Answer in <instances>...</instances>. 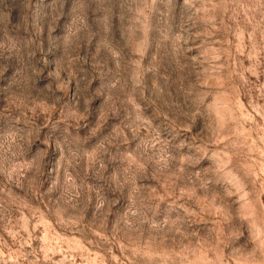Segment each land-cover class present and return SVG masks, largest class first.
Instances as JSON below:
<instances>
[{
	"label": "clouds",
	"instance_id": "1",
	"mask_svg": "<svg viewBox=\"0 0 264 264\" xmlns=\"http://www.w3.org/2000/svg\"><path fill=\"white\" fill-rule=\"evenodd\" d=\"M206 2L183 0L184 14L194 8L200 12L196 5ZM15 3L0 0V101L7 104L0 110V119L5 121L0 127L3 181L30 192L47 185L45 194L55 196L61 226L82 223L85 215H90L103 231L112 215L124 233H147L153 242L194 236L181 209L187 212L184 204L197 199L198 190L208 194L220 178L230 176L217 159L220 151L209 146L211 141L198 143L199 133L193 135L196 126L201 132L211 129L210 122L220 115L218 98L209 103L212 90L193 85L179 87L173 101L167 94L168 78H163V86L155 82L152 92L183 125L169 121L170 138H164L144 115L137 97L143 98L148 77L160 80L161 60L179 64L189 51L187 41L208 33L187 34L192 16L187 20L181 17L177 31L171 16L175 0H49L47 5L43 0H20L24 15L13 22L7 13L14 10L9 5ZM116 4L122 10L113 13ZM158 4L166 11L158 39L150 43L146 11ZM223 5L247 9L244 22L254 34L258 32L264 47V0H222ZM128 13L134 14L133 23L140 33L131 54L126 51L128 45L122 44L127 38ZM117 34L121 39H116ZM153 46L160 59L151 57ZM202 55L207 57V53ZM214 58L220 59L218 55ZM180 67L188 68L189 75L194 69L190 62ZM57 112L58 118L53 115ZM109 116L119 123L105 135ZM41 117L43 123L37 124ZM44 128V142L51 141L58 149L55 164L45 163L46 150L33 151ZM125 128L136 141L134 146L129 147ZM143 128L148 131L141 135ZM161 179L167 184L162 196L151 186L153 181L159 186ZM235 186L243 191L242 185ZM242 203L249 209L248 215L227 207L222 213L230 222L225 240L247 252L242 257L245 264H264V203L256 192L246 194ZM45 248L51 250L47 244ZM131 253L157 264H173L184 257L183 250L158 253L137 247ZM85 260L94 264L88 257Z\"/></svg>",
	"mask_w": 264,
	"mask_h": 264
},
{
	"label": "rangeland",
	"instance_id": "2",
	"mask_svg": "<svg viewBox=\"0 0 264 264\" xmlns=\"http://www.w3.org/2000/svg\"><path fill=\"white\" fill-rule=\"evenodd\" d=\"M128 2L131 3V0ZM43 3L47 5L49 0H43ZM9 7L14 10L7 15L13 22L19 21L24 15L20 0ZM196 7L201 8V11L197 13L194 8L185 15L183 0H175L171 13L173 26L179 31L176 26L181 17L187 20V16H192L193 19L188 20L186 25L187 34L195 36L200 32L208 35L189 39L186 45L189 51L179 60V64L161 60L160 80L148 77L143 98L137 97L144 115L161 131L164 138H170L168 122L181 124V120L152 92L155 82L163 86V78H168L167 94L173 101L179 87L193 85L202 90H212V95L208 97L209 103L218 98L220 115L210 122L211 129L201 132L200 126H196L193 135L199 133L198 143L209 144L211 141L209 146L220 151L217 159L225 165L230 176L220 178L208 194L198 190V198L184 204L187 212L181 209V214L190 220L189 232L195 235L182 241L177 237H169L163 242L161 238L153 242L147 233H124L112 215H109L103 231L92 222L90 215H85L82 223L61 226L57 222L56 213L59 209L56 198L45 194L47 185L30 192L0 177V203L3 204L0 208V264H87L85 257L93 260L94 264H157L134 257L131 250L137 247L146 252L151 250L158 253L183 250L184 257H178L173 264H212L213 261L216 264H245L242 257L247 252L239 245L230 246V240H225L230 222L222 218V213L227 207L228 211L248 215L249 209L242 200L252 192H256L259 201L264 203V47L261 46L258 32L254 34L251 26L244 22L247 9L222 6V0H207L203 6L198 3ZM121 10L120 4L113 5V13ZM165 11L162 4H158L151 12L146 11L150 43L158 39L162 13ZM133 20L134 14L128 13L125 21L127 38L122 40V44L128 45L126 51L129 54L140 36ZM193 23L195 27H191ZM116 39H121L119 34ZM202 52L207 53V57ZM217 55L219 60L214 58ZM151 57L160 59L155 46L151 48ZM188 62L194 65L190 75L188 68L180 67ZM71 94L69 92V98ZM6 106V101H0V110ZM53 115L58 118L59 113ZM36 123L42 124L43 117ZM118 123L109 116L105 123V135L111 134ZM4 125L5 121L0 119V127ZM140 131L144 135L148 130L143 128ZM124 133L128 137L129 147L134 146L136 141L131 132L125 128ZM46 134L47 129H42L33 151L37 148L46 150L48 155L45 163L51 161L55 164L58 149L53 142H44ZM203 164L208 166V161L205 160ZM235 185H242L243 191H238ZM151 186L157 188L158 195L165 194L162 191L167 186L165 179L160 180L159 186L155 181ZM171 198L169 192L168 199ZM61 216L67 219L65 214L61 213ZM102 236H106L107 240H103ZM46 244L51 250H46ZM33 250L35 255L32 254ZM217 256L220 257L219 261Z\"/></svg>",
	"mask_w": 264,
	"mask_h": 264
}]
</instances>
